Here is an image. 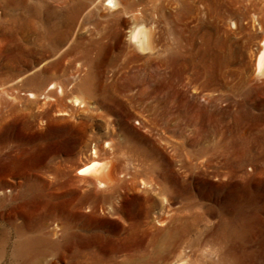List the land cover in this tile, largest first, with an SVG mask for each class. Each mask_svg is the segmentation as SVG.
<instances>
[{
  "label": "rangeland",
  "instance_id": "obj_1",
  "mask_svg": "<svg viewBox=\"0 0 264 264\" xmlns=\"http://www.w3.org/2000/svg\"><path fill=\"white\" fill-rule=\"evenodd\" d=\"M67 1L0 0V83L25 76V83H16L23 91L43 88L52 78L72 83L62 115L47 99L0 109V264H31L39 253L41 264H71L84 253L104 264L130 259L122 222L144 193L113 195L77 180L76 168L94 151L119 166L121 155L143 152L168 186L182 174L189 212L193 199L215 205L216 190L241 180L264 204V79L255 77L264 0H188L189 11L183 0H113L114 8L107 0H75L84 3L78 14ZM135 19L155 23V55L129 44ZM229 19L237 22L235 30ZM210 35L228 38V48L218 50L213 82L212 62L202 58V40ZM143 78H151L147 93L131 105L128 98L142 89L137 81ZM98 202L101 210L86 208ZM189 220L183 240L152 264L193 261L202 250L212 259L224 254V264L244 259L226 247L218 253L215 244L197 246L199 232L227 233ZM53 227L57 234L45 236ZM164 237L163 230L156 241ZM262 244L257 250L249 244L256 250L251 264H264ZM133 261L127 264H144Z\"/></svg>",
  "mask_w": 264,
  "mask_h": 264
},
{
  "label": "bare ground",
  "instance_id": "obj_2",
  "mask_svg": "<svg viewBox=\"0 0 264 264\" xmlns=\"http://www.w3.org/2000/svg\"><path fill=\"white\" fill-rule=\"evenodd\" d=\"M107 1V5H110L114 8L113 0ZM70 2L67 1L63 4L67 6L68 3H70V9L73 11L72 13L78 14L84 3L82 1L76 2L75 0H70ZM183 5L182 7L186 8H184V10L189 11L191 9L188 0H183ZM157 7L160 8L158 5ZM179 7L180 6L178 5L177 8ZM211 7L213 8L212 5ZM181 10L182 9H180V11ZM213 11L215 12V10ZM228 25L230 30H235V28H237V22L232 19H229ZM195 37V33H193L191 39H189L190 42L193 41ZM200 37L202 38V35ZM212 38V35L203 38L202 46L205 48L204 52L202 53V58L203 60H206V57H209L212 62L210 65V80L213 82L215 81L216 76L219 75L217 73V65L219 64V62H217L219 56L218 50L223 46V44L226 48H228V38L223 40V43L216 37L214 40H211ZM129 44L133 49H136L139 52H148L152 55L158 52L159 36L155 23H144L143 20L141 21V19H135V23L129 32ZM212 48H215V51H213ZM216 62L218 64H216ZM24 77L25 76H19V78L17 77V80L14 83H0V109L5 104L11 106L24 104L23 102L28 104H37L39 103V99H47L53 102V105L58 108L55 110L60 112V114L62 111H65V108L68 106L66 100L70 99L69 89L72 87V83L69 80L67 81V78H52L43 88L39 87L30 89L28 91H23L22 89L18 88L20 87V84L16 86V83H25L27 79ZM255 77L259 80L264 79V38L262 39L261 50L259 51L256 59ZM150 79L143 78L139 81L134 80L141 85L142 89H137L138 91L134 90L137 94L131 97L128 96V101L130 104L140 101L139 97L143 95V92L147 93L146 87ZM136 87L138 88V86ZM212 94L214 95V93ZM211 96L212 95L210 93L207 95L209 98ZM74 103H78V105L81 104V102H79L76 98ZM61 107L62 109H60ZM134 121L136 124L137 121ZM163 144L164 146H167L168 142H163ZM121 156L123 157V160L120 161L119 166L116 164L117 159H98L96 151H94L93 156L89 157L86 164L76 168L75 177L77 180L85 182L87 186L93 191H98L101 189L103 191L112 193L113 195L117 194L118 190H120V193L122 192L126 195L144 193V195L141 197V200H139L137 203L135 213L132 215L126 214L124 216L126 217L125 223L122 222V231L124 233L122 238L123 241H126L127 243L125 250L131 255V257L128 256L131 261L136 258L138 262L152 264L153 262L160 259L163 255V252H167L170 247L181 242L183 237L187 235L190 229L188 227V223L190 224L189 218H191L192 225L196 224L197 228H199L200 223H204L207 224L206 226L208 229L213 227L215 230H222L223 232L227 233V235L221 237L217 235L214 236L213 234L203 235V233L199 232L195 236V243L197 246L204 247L206 244H215L218 246L216 249V252L218 253L223 251V247H226V249L228 248L232 251V254L241 253L244 259H239L240 264L252 263V253H255L259 246H263L264 204L255 201L254 191L249 187V185L247 186L243 184V181L241 180L240 184L234 185L233 187L216 190L215 197L213 199H215L217 203L212 206L208 204V206H205L198 200L193 199L192 205L195 206V209L189 212V210H186L188 208V202L186 193L184 191V176L182 174L179 175L176 185L168 186L163 179L156 175V165L154 164V161L148 159L143 152L141 153L136 151V154L129 153L125 156ZM143 176L146 178H142ZM51 194L54 193L52 192ZM157 198L159 204L156 203ZM156 207H158L159 211L155 215ZM81 208L84 207H79V209H77L78 212H80ZM86 208H90V210L98 208L101 210L102 205L99 202L96 204L87 203ZM122 213H124V209L121 204L120 220L121 218L123 219V217H121ZM204 221H206V223ZM163 230L165 231L166 239L165 241L163 240L157 242V234ZM57 231V227H53L51 230H45L44 234L45 236L47 235V237H53L57 234ZM4 243L5 238L2 239V244ZM25 243H27V241H25ZM249 244H256V250H250ZM236 249L239 251L235 252ZM143 253L148 255H143ZM204 254L205 253H203L202 250L201 254L198 255L200 257L199 259H193V261L179 260L175 264H202L205 262V264H224V254H221L218 259H212L210 255L206 257ZM41 257V253L36 254L33 260L30 261L31 264H41ZM123 258L122 261H124ZM130 259L125 260V264L128 263V260L131 262ZM72 261L73 262L71 264H104L102 263L101 259L93 260L85 253L74 255Z\"/></svg>",
  "mask_w": 264,
  "mask_h": 264
}]
</instances>
